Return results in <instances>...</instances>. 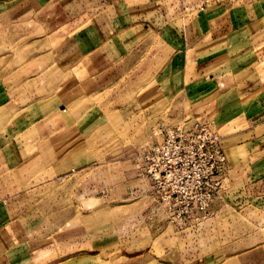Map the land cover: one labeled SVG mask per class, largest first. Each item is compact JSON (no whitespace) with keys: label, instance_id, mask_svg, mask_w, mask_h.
I'll return each mask as SVG.
<instances>
[{"label":"rangeland","instance_id":"374dc122","mask_svg":"<svg viewBox=\"0 0 264 264\" xmlns=\"http://www.w3.org/2000/svg\"><path fill=\"white\" fill-rule=\"evenodd\" d=\"M79 1L52 0L25 24L0 8V225L6 237H20L5 244L0 264L57 261L61 236L77 227L95 244L88 264H264V183L253 185L264 180L255 156L264 139L225 153L234 159L225 191L200 222L171 221L142 171L143 154L161 143L163 131L198 123L170 83L162 96L153 91L159 43L167 59L173 33L192 16L186 12L159 35L121 30L119 38L133 40V55L120 51L100 78L72 47L76 31L95 16L82 14ZM256 1L232 0L252 3L253 12L263 0ZM108 17L95 16L113 35ZM154 17L143 22L152 28ZM59 116L76 125L65 131ZM13 243L19 255L7 252Z\"/></svg>","mask_w":264,"mask_h":264},{"label":"crops","instance_id":"0c3cea01","mask_svg":"<svg viewBox=\"0 0 264 264\" xmlns=\"http://www.w3.org/2000/svg\"><path fill=\"white\" fill-rule=\"evenodd\" d=\"M51 1L0 0V8L6 11L12 22L25 24L34 17H39L37 15ZM149 1L80 0L85 7L81 10L82 14L90 16L93 12L95 16H109V30L115 33L107 34L100 19L94 16L91 26L85 29L88 23L76 31L78 33L72 39V47L84 65H87V70L92 73L98 70L101 78L105 76L106 64L114 62L115 68L118 59L121 60L120 51H125L126 58L133 55V40L119 38L121 30L125 34L134 31L147 34L149 30H154L159 35V32H164L169 26L174 29L177 23H182L188 12L192 16L191 20L186 28L175 30L177 36L173 33L174 43L171 46L174 49L167 59L164 56L165 42L159 43L162 48L157 57L161 59V63L157 67L153 91L157 96H162L166 85L170 83L172 94H182L198 123H209L216 128L213 130L219 137L226 167H229L234 159L233 154H225L226 152L247 146L237 145L242 141L248 140L251 144L264 139V0L255 12L251 9L252 3L242 2L236 5L232 0ZM259 2L260 0L256 1L257 4ZM105 9L108 13H102ZM150 12L156 13L152 28L143 22L148 19ZM166 16L171 17L167 19ZM106 21L104 19L101 23L105 24ZM57 119L62 121L65 118L59 116ZM61 121V127L65 131L69 126L76 125L72 121L71 125L65 120ZM60 123L55 126L59 127ZM45 126L49 127V124ZM255 156L260 163L259 171L264 170V145ZM228 173L222 179L221 192L225 191ZM261 181L264 180L256 181L253 185L263 184ZM5 229L4 223L0 225V259L5 255V244L8 249L11 239L20 240L19 236L11 237V232L6 237ZM68 229L61 236L66 239V244L62 243L64 257L50 264H88L84 259L97 255L92 252L95 244L86 237L88 235L83 228L77 227L74 232ZM19 247L20 245L15 247L13 243V249L7 252L19 255V252L16 253L20 250ZM53 253L57 254L58 251L54 249Z\"/></svg>","mask_w":264,"mask_h":264},{"label":"built area","instance_id":"2783aa9c","mask_svg":"<svg viewBox=\"0 0 264 264\" xmlns=\"http://www.w3.org/2000/svg\"><path fill=\"white\" fill-rule=\"evenodd\" d=\"M143 174L171 221L200 222L222 189L226 158L208 125L163 131L161 143L142 156Z\"/></svg>","mask_w":264,"mask_h":264}]
</instances>
